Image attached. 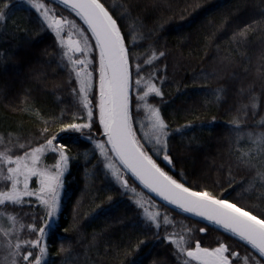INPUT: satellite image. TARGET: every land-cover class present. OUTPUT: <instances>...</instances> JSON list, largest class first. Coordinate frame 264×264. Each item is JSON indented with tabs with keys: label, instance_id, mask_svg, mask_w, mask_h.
I'll use <instances>...</instances> for the list:
<instances>
[{
	"label": "trees",
	"instance_id": "obj_1",
	"mask_svg": "<svg viewBox=\"0 0 264 264\" xmlns=\"http://www.w3.org/2000/svg\"><path fill=\"white\" fill-rule=\"evenodd\" d=\"M43 2L56 15L74 21L94 41L87 25L71 8L57 0ZM11 3L13 13L0 26V136L39 146L43 142L40 129L46 126L43 121L51 123L61 114L70 118L73 113H86L72 92L78 83L71 80L65 67L59 38L45 28L30 5L23 0ZM101 3L117 20L130 53H134L133 59L137 55L141 58V74L147 77L154 72L163 81L160 86L164 96L150 98L149 102L160 108L169 125L168 154L175 168L162 157L154 159L169 174L196 190L207 188L217 195L222 193L231 202L242 200L264 211V187L257 182L250 188L254 171L237 164V156L251 150L246 136L237 142V132H264V0ZM249 24L258 26L255 31L250 29L246 38L240 37L238 34ZM67 33L80 37L77 28L66 27L64 34ZM153 50L157 54L163 51L165 56L146 64ZM91 70L98 75L95 66ZM217 95L221 96L219 101ZM252 96L257 101L253 102ZM140 119L148 123L143 109ZM234 120H238V127L233 126ZM52 131H58V125ZM143 132L150 134L149 126L138 130L142 142ZM91 135L93 140L105 139L98 124H94ZM64 140H70L71 159L63 178L60 228L46 240V264H184L185 257L169 243L166 233L187 228L192 230L189 246L193 240L202 247L224 242L242 257L247 256L249 264L252 259H260L255 250L222 228L160 200L130 173L129 186L135 192L125 190L104 166L98 151L93 153L91 141L80 136H65ZM145 148L152 152L148 144ZM18 154H23V149ZM58 159V155L48 153L44 163L51 167ZM31 186L38 187L35 178ZM140 197L153 204L151 211L167 214L174 226L165 228L162 224L157 230L144 222L134 203ZM25 200V205L16 206L14 212L25 225L21 236L35 239L39 234L32 233L29 225L35 222L40 227L45 210L35 197ZM204 227L208 231L200 232ZM33 253L39 254L37 249ZM3 255L0 250V259Z\"/></svg>",
	"mask_w": 264,
	"mask_h": 264
},
{
	"label": "snow or ice",
	"instance_id": "obj_2",
	"mask_svg": "<svg viewBox=\"0 0 264 264\" xmlns=\"http://www.w3.org/2000/svg\"><path fill=\"white\" fill-rule=\"evenodd\" d=\"M23 2L30 5L42 18L45 28L59 38L66 59L65 67L69 70L71 80L78 83V87H74L72 92L82 106L81 111L86 114L80 115L77 112L70 118L61 114L51 123L43 121L46 126L40 129L43 142L39 146L21 144L19 138L5 139L0 136V145H3V150H0V250L4 253L0 264H46V240L50 233L60 228L63 178L71 159L70 140L65 141V136H80L91 141L94 144L93 153L98 151L104 166L125 190L135 192L129 186L127 177L130 173L144 188L156 193L182 213H190L218 225L226 233L250 246L260 257L259 260L252 259L251 264H264V218H261L264 217V211H257L254 205H245L242 200L231 202L222 193L217 195L207 188L196 190L188 186L187 182H181L169 174L154 159V156L162 157L175 168L172 155L168 154V139L171 135L169 125L160 108L149 102L150 98L164 96L160 86L163 81L154 72L147 77L141 74V58L137 55L133 59L134 53H130L117 20L101 0H62L87 25L94 41L74 21L56 15L55 10L43 0ZM196 6L198 5H194ZM13 10L11 0H0V26L5 24ZM257 26L249 24L238 35L246 38L249 30L255 31ZM66 27L77 28L80 37L72 39L70 35L65 41ZM129 35L131 37L132 34ZM135 46L133 38V47ZM93 53L96 54L95 59ZM163 56L165 52L157 54L153 50L145 63L152 64ZM93 66L98 69V75L91 70ZM261 79H264V74H261ZM222 91L217 89V93ZM220 99L221 96L217 95L216 100ZM251 99L253 102L257 101L255 96ZM141 109L147 114V124L140 119ZM33 111L39 117L38 111ZM94 124L102 126L105 139L93 140L91 132ZM57 125L58 131H52ZM148 126L151 133L143 132L142 142L138 130L142 131ZM233 126L238 127V120L233 121ZM244 136L251 142V150L238 155L237 164L248 171H254L250 188L255 187L257 182L260 187H264V132L254 134L238 131L237 142ZM13 140L16 142L13 143ZM145 144L152 148L151 153L146 150ZM19 149H23V154H18ZM48 153L59 157L51 167L44 163V157ZM33 178L38 181V187L31 186ZM231 186L230 178L229 187ZM26 197H35L45 210L40 227L35 222L29 225L32 233L39 234L35 239L21 236L25 225L14 212L16 206L25 205ZM134 203L141 210V219L155 229L159 230L162 224L165 228L168 225L174 226L167 214L150 210L153 207L150 201L145 202L140 197ZM9 209L13 211L10 212ZM64 231L67 232L68 229L65 228ZM199 231L206 233L208 228H200ZM191 234L190 228L166 233L169 243L175 246L178 254L185 257L184 264H249V258L242 257L228 243L220 242L215 247H202L198 240H193L189 246ZM33 249L38 250L37 256H34ZM135 250H139V244Z\"/></svg>",
	"mask_w": 264,
	"mask_h": 264
},
{
	"label": "water",
	"instance_id": "obj_3",
	"mask_svg": "<svg viewBox=\"0 0 264 264\" xmlns=\"http://www.w3.org/2000/svg\"><path fill=\"white\" fill-rule=\"evenodd\" d=\"M58 2H60V3H62V0H57ZM63 4V3H62ZM141 184V183H140ZM149 190V189H148ZM150 191V190H149ZM151 192V191H150ZM153 195H155L157 198H159L160 200H162V201H164L163 199H162V197H159L158 195H156V193H153V192H151ZM164 202H166V201H164ZM167 203V202H166ZM168 204V203H167ZM170 205V204H169ZM171 206H173V207H175L174 205H171ZM176 208V207H175ZM187 214H189V215H191V216H193V217H196V216H194L193 214H190V213H187ZM196 218H199V219H201V220H203V218H200V217H196ZM204 221H206V220H204ZM206 222H208V221H206ZM209 223H211V222H209ZM217 227H219L218 225H216ZM220 228V227H219Z\"/></svg>",
	"mask_w": 264,
	"mask_h": 264
},
{
	"label": "rangeland",
	"instance_id": "obj_4",
	"mask_svg": "<svg viewBox=\"0 0 264 264\" xmlns=\"http://www.w3.org/2000/svg\"><path fill=\"white\" fill-rule=\"evenodd\" d=\"M65 32H66V28L64 29V33H65ZM67 35H68V33H67L66 35L64 34V39H65V41H67V39H68L69 36H70V35H69V36H67ZM71 38H72V39H78V37H76V36H74V35L71 36ZM77 54L80 55L79 53H77ZM81 58H82V57H81ZM149 130L151 131L150 126H149ZM144 201H145V200H144Z\"/></svg>",
	"mask_w": 264,
	"mask_h": 264
}]
</instances>
